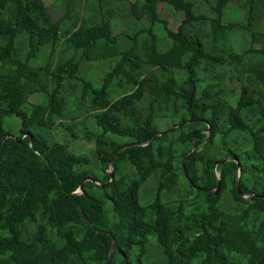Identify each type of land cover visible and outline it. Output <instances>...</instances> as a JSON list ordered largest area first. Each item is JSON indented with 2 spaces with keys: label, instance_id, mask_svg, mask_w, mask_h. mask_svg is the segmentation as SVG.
Returning a JSON list of instances; mask_svg holds the SVG:
<instances>
[{
  "label": "trees",
  "instance_id": "trees-1",
  "mask_svg": "<svg viewBox=\"0 0 264 264\" xmlns=\"http://www.w3.org/2000/svg\"><path fill=\"white\" fill-rule=\"evenodd\" d=\"M96 1L78 25L68 4L53 20L43 0H0V264H106L112 238L109 264H143L150 237L159 264H264V0ZM164 4L183 15L175 31L161 15ZM230 10L235 18L226 22ZM124 11L149 26L114 35L110 21ZM59 44L71 55L55 61ZM46 46L45 62L30 66ZM111 57L118 60L100 88L79 78L82 61ZM74 81H82L81 101L91 94L90 117L101 129L87 135L100 176L85 169L86 155L35 131L62 124L63 94ZM232 83L239 90L229 95ZM111 89L124 92L111 99ZM37 93L46 104L28 102ZM189 120L196 122L168 132ZM148 140L105 167L125 145ZM193 142L186 176L182 161ZM225 157L238 159L240 191L256 195L251 200L235 190L234 161L214 171ZM111 169L109 184H82V215L73 193L84 177L106 183ZM150 177L155 199L142 204ZM217 179V195L201 190L215 189ZM179 186L183 194L168 198Z\"/></svg>",
  "mask_w": 264,
  "mask_h": 264
},
{
  "label": "rangeland",
  "instance_id": "rangeland-1",
  "mask_svg": "<svg viewBox=\"0 0 264 264\" xmlns=\"http://www.w3.org/2000/svg\"><path fill=\"white\" fill-rule=\"evenodd\" d=\"M43 2L53 20H58L63 17V15L66 13L67 10L66 8L68 4L71 9V20L69 22L71 23L75 21L76 23H78V25L81 24L84 19L91 18L94 8L97 7L96 0H43ZM163 8L164 11H161L162 17L167 19L169 23V28L175 31L176 28L178 27L179 22L183 18V15L181 13L174 12L172 8L166 4L163 5ZM106 9L107 7L105 6L104 10ZM115 9L116 7H113V11H115ZM77 17L78 19H76ZM234 18H235V10H230L224 19L227 22L228 20ZM236 19H238V17ZM69 22L65 21L62 24L63 30L64 28L70 25ZM110 22L112 25V33L114 35L124 34L127 36H131L136 31H139L143 28L145 29L149 26L147 21L145 20L136 21L131 17H129L125 11L122 13L121 17L115 16L111 19ZM154 32L159 36V39H161V43L164 44L165 34L161 26L155 25ZM145 36L146 34L142 35L141 37H145ZM129 43L130 41L128 39L124 37L120 38V44L122 48L129 46ZM48 48L49 46L44 47L42 51L39 53V55L35 59H33L29 63V65L32 67H36L44 63L46 60L45 57L48 54V51L45 52V50H48ZM160 49L162 48L160 47ZM62 55H66L69 57L71 54L69 52H66L65 49H63L62 44H59L56 48V54L54 60L55 61L58 60ZM117 60L118 57L99 59L95 61L84 60L80 64V70L78 74L79 78L82 81L90 82L94 89L100 88L102 85V80L104 75L113 68ZM209 61L211 64L215 65L218 62V59L210 58ZM82 81H80V83L79 81L72 82L70 84V88H69L70 90L66 89L65 93L63 94L66 100V106H65L66 111L64 113L65 117L61 122L62 124L58 126H54L49 130H35V131L47 135L48 137L50 136L52 139L56 141L64 143L65 145H67L68 150L72 153L86 155L90 160V164L87 167H85V169L89 170L90 172L94 173L97 176H100L101 171L99 169L96 156L93 153V148H94L93 142L87 140V135H89V132L95 133L96 135L101 134V129L96 126L94 119L90 117L91 112L88 107V99L90 98L91 94L88 93L87 96L85 95V98L82 101L80 99L83 89ZM233 88L236 90V92H238L239 90L238 86H235V84L233 83L228 84L227 91L229 95H232L231 90ZM123 92H124L123 90L113 89L112 91L111 89L109 91L110 98L116 99L117 96H119ZM28 102L32 104H39V103L46 104V95L43 93L34 94L29 97ZM77 105L80 107L79 110L77 109ZM73 116L78 117V119L73 121L71 119V117ZM17 123L18 120L13 119L11 124L14 127V125H16ZM166 123L170 124L169 121H166ZM68 125L71 127V131L76 133V138H73L71 131L67 127ZM163 126H162L163 129L161 130H164ZM13 131H15V128H13ZM106 137L113 138V136L109 134H107ZM181 181H183V178H180V183ZM184 191H185V187L179 186L173 192L169 193L167 197L171 199H176L179 195L183 194ZM155 192H156V184L154 178L150 177L140 188L139 194L142 199L141 201L142 204L150 203L152 200H154ZM106 207L110 208V205L106 204ZM153 243L155 244V239L153 237H150L148 252L146 256L143 258V264H159L161 262L159 258V248L154 246ZM232 255L233 257L236 258L238 257L244 260L243 257H241L240 255H236V254H232ZM193 263L196 264V262ZM133 264H136L134 258H133Z\"/></svg>",
  "mask_w": 264,
  "mask_h": 264
},
{
  "label": "water",
  "instance_id": "water-1",
  "mask_svg": "<svg viewBox=\"0 0 264 264\" xmlns=\"http://www.w3.org/2000/svg\"><path fill=\"white\" fill-rule=\"evenodd\" d=\"M194 122H196L195 120H189V121H186V122H183V123H181V124H179V125H177V126H173V127H171L170 129H168V132H171V131H174V130H176V129H178V128H181V127H183V126H185V125H188V124H192V123H194ZM200 122H202V123H204V124H206L207 125V133H209L210 132V130H211V126L209 125V123L206 121V120H200ZM162 134V132L161 133H158L156 136H160ZM150 143V140H148V141H146V142H136V143H131V144H128V145H125L124 147H122L121 149H120V151H118L113 157H111V159L107 162V164L105 165V167L107 166V165H111V163L121 154V152H123L124 150H126L127 148H131V147H133V146H145V145H147V144H149ZM196 151V147H195V145H194V142H193V147H192V151H191V153H189L186 157H184V159H183V161H182V168H183V171H184V174L186 175V173H185V166H184V164H185V160H186V158L190 155V154H193L194 152ZM228 161H234L235 163H236V165H237V171H236V179H235V190L243 197V198H249L250 200L253 198V197H255L256 195H251V196H248V195H244V194H242V192L240 191V164L238 163V159L236 158V157H225V158H223V159H221L220 161H217V162H215L214 163V171H215V169H216V167H217V165H219V164H224V163H226V162H228ZM108 174H109V177H110V180L109 181H107L106 183H104V184H100L99 182H97L95 179H93L92 177H84V179H83V181H82V183H81V185H80V187H79V189L77 190V191H75L73 194H74V196H75V203H76V207H77V209L80 211V213L82 214V211H81V208H80V205H79V202H78V195L79 194H82L83 192H82V190H81V188H82V184H84L85 182H87V181H89V182H91V183H93V184H95V185H97V186H105V185H107V184H109L110 182H112L113 180H114V177H115V173H114V171L111 169V170H109L108 171ZM187 176V175H186ZM190 183V185L193 187V188H195V189H201V188H199V187H197L195 184H193L192 182H189ZM219 187H220V180L219 179H217V182H216V187H215V189H213V190H211V189H201V190H203L204 192H207V193H209V194H212V195H217L218 194V192H219ZM262 198H264V196H261ZM83 215V214H82ZM84 217V216H83ZM84 219H85V217H84ZM89 225H90V223H89ZM100 232H105V231H100ZM109 235H110V232L109 231H106ZM114 249H115V241H114V238H112L111 239V247H110V251H109V254H108V258H107V262H106V264H109L110 263V261H111V259H112V257H113V252H114Z\"/></svg>",
  "mask_w": 264,
  "mask_h": 264
}]
</instances>
